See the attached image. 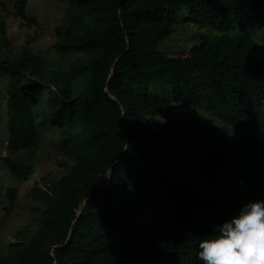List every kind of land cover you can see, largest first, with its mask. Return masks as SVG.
Segmentation results:
<instances>
[{
    "label": "trees",
    "instance_id": "16d2710c",
    "mask_svg": "<svg viewBox=\"0 0 264 264\" xmlns=\"http://www.w3.org/2000/svg\"><path fill=\"white\" fill-rule=\"evenodd\" d=\"M56 1L66 5L55 28L59 57L24 48L0 59L13 154L0 163L20 183L31 180L37 163L15 154L42 149L48 130L60 155L0 264H202L199 242L264 201V0ZM16 8L35 22L27 0ZM185 10V22L219 33L193 35L187 55L169 57L160 44ZM155 82L169 94L143 89ZM183 106L204 108L222 125L154 124ZM157 189L166 215L152 229L137 217ZM8 196L11 212L18 187Z\"/></svg>",
    "mask_w": 264,
    "mask_h": 264
},
{
    "label": "rangeland",
    "instance_id": "374dc122",
    "mask_svg": "<svg viewBox=\"0 0 264 264\" xmlns=\"http://www.w3.org/2000/svg\"><path fill=\"white\" fill-rule=\"evenodd\" d=\"M16 1L0 0V22L5 24L6 37L9 41L6 43V39L0 28V59L5 58L8 53L19 55L24 48H28L35 54L47 56L48 58L59 57L53 50L56 40L55 28L65 19L66 5L56 0H27V14L29 17L35 19V22H31L21 19L16 14ZM188 15V10L179 14L175 25L176 31L170 38L160 44V51L169 57L187 55L189 49L197 43L192 39L193 35L204 33L213 36L219 33L208 26L201 27L185 22ZM234 32L232 31V34ZM251 33L255 38L259 39V42L263 41L262 32L255 29ZM258 54L264 56L263 51H260ZM7 89L8 78L0 75V156L13 155L7 149L9 140ZM143 89H148L149 92L160 96H167L170 91L169 87L156 82L150 84L149 87L144 86ZM183 107H186V109L181 110L179 117L167 121L165 116H157L152 120L157 126H166V124L175 125L187 119L196 121L208 128L222 125L221 121L216 120L204 108L194 106ZM45 137V145L42 149L37 150L35 148L15 154V157L22 160H34L37 163L36 172L28 182L20 183L3 163H0V254L2 252L6 253L9 250L10 243L19 241L16 232L28 224L31 217V207L37 205L33 190L43 187L42 179L45 175L50 172L55 173L60 168L58 163L59 157H57L60 155L55 149L56 136L52 131L48 130ZM11 186L18 187L19 198L16 210L8 212L7 209L10 207L8 189ZM165 208V195L161 189H157L144 212L137 217V220L147 228H156L160 222L165 220Z\"/></svg>",
    "mask_w": 264,
    "mask_h": 264
},
{
    "label": "clouds",
    "instance_id": "9594fccd",
    "mask_svg": "<svg viewBox=\"0 0 264 264\" xmlns=\"http://www.w3.org/2000/svg\"><path fill=\"white\" fill-rule=\"evenodd\" d=\"M202 264H264V201L249 202L198 244Z\"/></svg>",
    "mask_w": 264,
    "mask_h": 264
},
{
    "label": "water",
    "instance_id": "95a60500",
    "mask_svg": "<svg viewBox=\"0 0 264 264\" xmlns=\"http://www.w3.org/2000/svg\"><path fill=\"white\" fill-rule=\"evenodd\" d=\"M128 146V145H127ZM125 153V152H124ZM124 153L119 157V159L114 163V165L110 168V170H109V174H108V177H109V184H110V179H111V172H112V170H113V167L121 160V158L123 157V155H124ZM109 184H108V186H109ZM108 189V188H107ZM106 189V190H107ZM106 191H104L103 193H105ZM89 199H87V200H85V203H87V201H88ZM82 207H83V205H82ZM71 236V235H70ZM70 236H69V238H70ZM69 238H68V240H69ZM68 242V241H67ZM54 253V252H53Z\"/></svg>",
    "mask_w": 264,
    "mask_h": 264
}]
</instances>
